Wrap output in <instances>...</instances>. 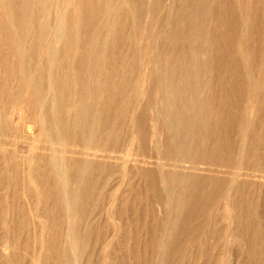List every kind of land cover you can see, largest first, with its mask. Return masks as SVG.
Segmentation results:
<instances>
[{"label": "bare ground", "instance_id": "1", "mask_svg": "<svg viewBox=\"0 0 264 264\" xmlns=\"http://www.w3.org/2000/svg\"><path fill=\"white\" fill-rule=\"evenodd\" d=\"M229 1L0 0V264H264V0Z\"/></svg>", "mask_w": 264, "mask_h": 264}, {"label": "rangeland", "instance_id": "2", "mask_svg": "<svg viewBox=\"0 0 264 264\" xmlns=\"http://www.w3.org/2000/svg\"><path fill=\"white\" fill-rule=\"evenodd\" d=\"M217 1H219V3L220 4H228V3H230V1L229 0H217ZM233 1H236L237 3V6H239L238 8H240L241 10L243 9V6H242V4H243V1L242 0H232V3H233ZM168 3V2H167ZM174 10V9H173ZM240 11V10H239ZM241 13H243L242 11H240ZM217 19L218 18H215V17H213V18H211V19H209L207 22H206V26L207 27H209V28H212L213 26H214V24H215V22L217 21ZM206 47H207V43L205 42V41H202V44L200 45V47H199V50H198V52H197V54H194L195 55V57H196V60H197V62L200 64V65H202V66H204V64H206V62L208 61V58H209V56H208V52H207V50H206ZM226 53H227V55H226V57L224 58V57H222V64H227L228 62L226 61L227 59V57H231V58H233V57H236V58H239V57H241L240 56V52H239V49L236 47V46H232L231 47V49H229L228 50V52L226 51ZM158 55H159V52H158ZM163 55V54H162ZM156 56V55H155ZM156 59H158L159 60V65L157 66V69L156 68H154L155 69V72H156V77H157V80H155L154 82H153V84L155 85L154 86V88H152V89H146L147 87V85H144L141 89H142V91L144 90V92H143V96H142V98H141V106H143L146 102H148V101H154V102H162V100H161V97H166V98H169L170 97V92L167 90V88L166 87H164V86H161L160 84H159V82H158V79L160 78V76L161 75H163L164 74V72H165V69H166V64H165V62L164 61H166L165 60V57L163 56H160L159 55V57H156ZM159 84V85H158ZM158 85V86H157ZM200 88H198L197 90L199 91H203L204 90V86L202 85V86H199ZM193 93H195L194 91L192 92V94H191V91H190V96L189 97H192V96H194V94ZM253 92H252V90H250V89H247L246 90V92H245V100H246V102L243 104V109H244V112H247V119L248 120H253V121H255L256 119V121H261V122H263L264 121V108H262L263 106L259 103H257V105L254 103V97H253V94H252ZM249 94V95H248ZM148 97V98H147ZM248 101V102H247ZM158 104V103H157ZM262 106V107H261ZM157 109H156V107H153V115H154V117H156V118H159L160 116H159V114L157 113V111H156ZM179 111V112H178ZM177 112L178 113H180V110H177ZM187 114H188V112L186 111V112H184L183 111V113L180 115L181 117H186L187 116ZM210 115V114H209ZM213 116V117H212ZM210 119L211 120H213V121H215V114H214V112L210 115ZM21 120H22V118L20 119V122H21ZM18 121V120H17ZM24 151V150H23ZM112 181V180H111ZM112 184H113V181H112ZM112 186L113 185H111V187L110 188H112ZM110 188H107L106 189V191L107 190H111ZM108 222H109V224H114L115 223V221H114V219H108ZM261 222L264 224V216H262L261 217ZM233 241V239L232 238H230V237H225L223 240H222V242L223 243H226L227 242V244H230L229 242H232ZM100 252H101V248H100V246H98L97 248H95V252H94V256H95V259L96 258H98L97 260L98 261H101V260H99L100 258H99V255H100ZM19 253L21 254V255H24L25 253L23 252V251H19ZM88 254H89V252H87ZM86 253V254H87ZM86 261V260H85ZM84 261V262H85ZM26 264H31V263H29L28 261L26 262Z\"/></svg>", "mask_w": 264, "mask_h": 264}]
</instances>
